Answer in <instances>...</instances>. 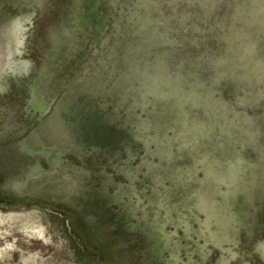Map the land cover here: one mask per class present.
Instances as JSON below:
<instances>
[{"label": "rangeland", "instance_id": "374dc122", "mask_svg": "<svg viewBox=\"0 0 264 264\" xmlns=\"http://www.w3.org/2000/svg\"><path fill=\"white\" fill-rule=\"evenodd\" d=\"M9 19L30 23L0 58V264H264V0Z\"/></svg>", "mask_w": 264, "mask_h": 264}, {"label": "water", "instance_id": "95a60500", "mask_svg": "<svg viewBox=\"0 0 264 264\" xmlns=\"http://www.w3.org/2000/svg\"><path fill=\"white\" fill-rule=\"evenodd\" d=\"M12 19V18H11ZM9 19L8 23L0 24V58L2 59L4 53H8V56H12L11 53L15 51L17 46H21L24 42L26 22H29V19L17 20L16 26L14 25V20ZM11 20V21H10ZM19 53L22 52L21 49L17 50ZM25 63V62H24ZM29 64V63H28ZM22 68V66H21Z\"/></svg>", "mask_w": 264, "mask_h": 264}]
</instances>
